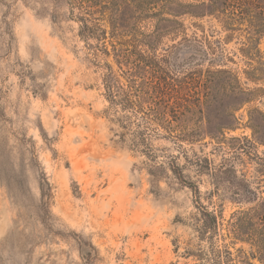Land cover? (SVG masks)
<instances>
[{
	"label": "rangeland",
	"instance_id": "rangeland-1",
	"mask_svg": "<svg viewBox=\"0 0 264 264\" xmlns=\"http://www.w3.org/2000/svg\"><path fill=\"white\" fill-rule=\"evenodd\" d=\"M125 1H116L122 25L149 71L172 93L183 87L180 141L152 138V161L114 136L104 71L67 5L0 0V264H216L214 253L218 264H264V217L250 221L255 244L228 234L234 214L264 213V36L176 4ZM198 203L217 217L211 234L195 221Z\"/></svg>",
	"mask_w": 264,
	"mask_h": 264
},
{
	"label": "trees",
	"instance_id": "trees-1",
	"mask_svg": "<svg viewBox=\"0 0 264 264\" xmlns=\"http://www.w3.org/2000/svg\"><path fill=\"white\" fill-rule=\"evenodd\" d=\"M53 1L67 5L70 16L79 24L80 38L89 51L88 54L92 62L104 71L102 85L108 103L107 112H112L108 121L116 126L113 133L119 143H127L130 149L143 154L151 161L156 159L150 144L152 138L161 137L163 134L178 145L180 135L177 127L173 125L178 119L179 113L175 98L182 95L183 87L173 85L171 90L176 89V93H172L168 91L167 81L160 77L159 70L149 71L152 63L144 53L137 52L133 47L131 38L134 30L126 29L122 25L124 20L120 17L117 0ZM151 1L126 0L125 3L135 6L148 4ZM157 1L162 3V9L165 10H168L173 4L182 7L181 15L195 18L216 17L223 29L228 32L240 31L245 26L247 34L252 31L256 35L264 36V0H200L186 4L178 3L176 0ZM192 10H206V12L196 13ZM162 21L171 22L169 19H162ZM103 23L108 25V29L103 26ZM173 30L171 28L166 31H157L156 35L161 37L164 32L166 34ZM184 41H188V39L184 38ZM246 42L250 45L255 42V39L249 36ZM102 57L105 59L111 57L116 68L113 64L104 61ZM223 72L225 71H208V75ZM174 159V157L169 159L166 164L167 169L179 183L191 186L195 197L199 198L198 189L186 181L181 168L174 162ZM156 168L166 170L164 165H159ZM223 172L224 167H219L210 174L217 183L221 175L224 174ZM151 174L153 175L152 172ZM196 209L198 216L195 221L202 224V233L205 235L213 233L217 227L216 215L200 203ZM260 209L259 207L234 214L229 221L228 234H231L236 240L255 244L258 239V230L250 226V221L264 217V213ZM239 253L241 255L242 252L239 251ZM216 255L214 253L215 263H221V259ZM201 256L198 255L199 258ZM226 256L228 263L234 261L229 252H226ZM240 259L241 256H237L235 259L237 264H240Z\"/></svg>",
	"mask_w": 264,
	"mask_h": 264
}]
</instances>
